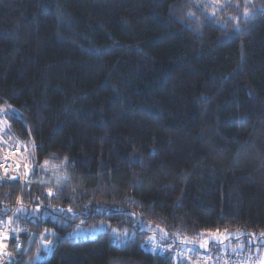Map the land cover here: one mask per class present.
Wrapping results in <instances>:
<instances>
[{
	"label": "trees",
	"instance_id": "1",
	"mask_svg": "<svg viewBox=\"0 0 264 264\" xmlns=\"http://www.w3.org/2000/svg\"><path fill=\"white\" fill-rule=\"evenodd\" d=\"M253 1L228 19L201 0H0V109L31 150L27 183L0 181V218L22 231L10 264H187L147 250L143 221L197 251L202 231L264 248Z\"/></svg>",
	"mask_w": 264,
	"mask_h": 264
},
{
	"label": "rangeland",
	"instance_id": "2",
	"mask_svg": "<svg viewBox=\"0 0 264 264\" xmlns=\"http://www.w3.org/2000/svg\"><path fill=\"white\" fill-rule=\"evenodd\" d=\"M201 2L204 3L207 6L209 5L210 9L208 10V13H209L210 17L216 16L217 14H215V13L217 11H220L223 8L221 14L223 15L224 18L230 19L231 17L235 16L238 13V10L237 11L228 12L229 10H226V8H227V6H231L230 7V10H231L232 7L233 6L236 7V5L238 3L242 4V9L239 10L238 14L243 16L244 18L246 16H248L251 13V11L255 10V8L253 7L254 4H255L253 0H201ZM236 9H237V7H236ZM246 10L249 13L248 15L245 14ZM222 15H220V16H222ZM218 16L219 15H217V17ZM4 113H5L4 109H0V157H1V151L9 150V148H11L13 146L18 147L20 149V151L22 152L20 159L22 160V162L24 164L25 163L28 164V162H27V160H28L29 161L30 170H31V162H30L31 150H30V148L27 145H24V143L22 141H20L17 137H15V135H11V137L6 135V133L8 132L7 129L9 128V126H8L7 119L4 117ZM15 211H16V208H14V212ZM2 219H5V218H2ZM15 222L16 221H14V218L12 217V224L14 226L13 230L17 231L19 229L16 228ZM142 224L144 225L145 229L154 230V232L151 235H149L147 238H145L142 241V245L143 244L146 245V244L154 243V245L157 248H158V245L159 246H165L166 248H168V250L163 251L161 253H159L157 251H153V252H156V253H159V254H167V255L171 256L172 251H176V250L193 251L194 250V248L187 247L186 245L185 246H181V245H176L173 242H164V241L160 240L159 238H157V234H161L162 236H166L167 235V233L163 229H161L160 226L154 225V224L149 223L147 221H143ZM85 232H86L85 230H78L75 235L76 236L85 235ZM200 234H201L202 238L196 244V246H198V248L201 249L199 251H202V252H205V253H211V249L208 246V242L215 241L216 239L217 240H222L224 247L223 246H218V247L216 246V249L214 251L223 250V249L227 250V249H229L228 247H231V244L226 242L227 240L224 241V239L227 236H231L229 234H219V233H216V232H213V231L212 232H210V231H207V232L202 231ZM234 235L235 234H232V236H234ZM49 237H51V233L50 232H47V231L40 232V234L38 236V239H37V241L39 243L38 251L39 250L48 251L51 248L52 241H51V239ZM47 241H50L51 243L48 244L47 247H45L44 245H45V242H47ZM237 246H240V245H237ZM146 249H147V247H146ZM212 249H213V247H212ZM229 250H231V252L241 251L240 249L239 250L238 249H233L232 247ZM194 251H197V250H194ZM255 251H256L257 254L255 253L256 254L255 255L256 258H255V263L254 264H264V248H256ZM242 252H245V251L243 250ZM247 252L253 253L251 251H246V253ZM37 257H38L37 259H40V254ZM257 258H258V261H257ZM186 263L189 264V262H186ZM190 264H199V263L191 262ZM200 264H204V263H200Z\"/></svg>",
	"mask_w": 264,
	"mask_h": 264
},
{
	"label": "built area",
	"instance_id": "3",
	"mask_svg": "<svg viewBox=\"0 0 264 264\" xmlns=\"http://www.w3.org/2000/svg\"><path fill=\"white\" fill-rule=\"evenodd\" d=\"M20 147V146H19ZM21 148V147H20ZM22 149V148H21ZM22 152L18 147H11L9 150L1 151L0 157V181L4 179L19 180L20 185L27 183V175L30 172L29 161L23 163L20 159ZM25 183H22V181ZM12 214L5 219L0 218V264H10L15 255L20 253L22 241L20 238L21 230H13ZM147 250L157 251L159 253L168 250L165 246L158 248L152 244H143ZM153 247V248H152ZM255 253L249 252H231L229 249L211 251L205 253L202 251L176 250L172 251L171 259L176 263L181 262H203L206 264H254Z\"/></svg>",
	"mask_w": 264,
	"mask_h": 264
},
{
	"label": "crops",
	"instance_id": "4",
	"mask_svg": "<svg viewBox=\"0 0 264 264\" xmlns=\"http://www.w3.org/2000/svg\"><path fill=\"white\" fill-rule=\"evenodd\" d=\"M217 241V243H218V245H220V246H223L224 247V245H223V242H222V240H215V242ZM220 241V242H219ZM222 243V244H221ZM218 247V246H217ZM231 247L233 248V249H243L242 247H241V245L240 246H237V244L236 243H232V245H231ZM231 247H228L229 249H231ZM215 249V248H214ZM257 261H258V258H257ZM197 263H203V262H197ZM205 264V263H204Z\"/></svg>",
	"mask_w": 264,
	"mask_h": 264
},
{
	"label": "snow or ice",
	"instance_id": "5",
	"mask_svg": "<svg viewBox=\"0 0 264 264\" xmlns=\"http://www.w3.org/2000/svg\"><path fill=\"white\" fill-rule=\"evenodd\" d=\"M245 14H246V15L249 14V13L247 12V10H246ZM10 111H11V113H12L13 115L15 114V110H10ZM5 114L7 115V114H9V113L6 112ZM50 243H51L50 241H47V242H45V245H44V246L47 247V245L50 244Z\"/></svg>",
	"mask_w": 264,
	"mask_h": 264
},
{
	"label": "bare ground",
	"instance_id": "6",
	"mask_svg": "<svg viewBox=\"0 0 264 264\" xmlns=\"http://www.w3.org/2000/svg\"><path fill=\"white\" fill-rule=\"evenodd\" d=\"M22 183H25V181L23 180Z\"/></svg>",
	"mask_w": 264,
	"mask_h": 264
}]
</instances>
